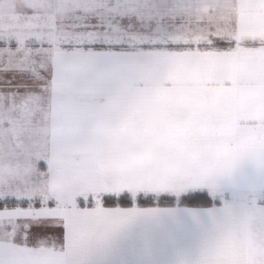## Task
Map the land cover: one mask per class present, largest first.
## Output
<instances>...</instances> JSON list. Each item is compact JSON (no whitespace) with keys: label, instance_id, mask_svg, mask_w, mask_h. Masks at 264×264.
<instances>
[{"label":"snow or ice","instance_id":"snow-or-ice-1","mask_svg":"<svg viewBox=\"0 0 264 264\" xmlns=\"http://www.w3.org/2000/svg\"><path fill=\"white\" fill-rule=\"evenodd\" d=\"M242 161L264 173V0H0V264H133L113 240L169 214L141 205Z\"/></svg>","mask_w":264,"mask_h":264},{"label":"crops","instance_id":"crops-1","mask_svg":"<svg viewBox=\"0 0 264 264\" xmlns=\"http://www.w3.org/2000/svg\"><path fill=\"white\" fill-rule=\"evenodd\" d=\"M247 162L242 161L232 177L222 179L218 189L205 190L198 201L209 204L140 206L169 214L158 222L137 221L113 240V246L134 249L133 264H248L247 208L240 200L218 201L220 193L237 188L241 164ZM239 209L237 217L224 222L227 212Z\"/></svg>","mask_w":264,"mask_h":264},{"label":"rangeland","instance_id":"rangeland-1","mask_svg":"<svg viewBox=\"0 0 264 264\" xmlns=\"http://www.w3.org/2000/svg\"><path fill=\"white\" fill-rule=\"evenodd\" d=\"M218 201H242L248 215V264H264V173L242 163L238 186L220 193ZM258 202V203H257Z\"/></svg>","mask_w":264,"mask_h":264},{"label":"trees","instance_id":"trees-1","mask_svg":"<svg viewBox=\"0 0 264 264\" xmlns=\"http://www.w3.org/2000/svg\"><path fill=\"white\" fill-rule=\"evenodd\" d=\"M217 201H215L214 203H216ZM176 203H184V204H198V205H203V204H209V203H203L202 201H198V200H191L188 198H184V197H180V198H170L155 204L149 203V204H143L141 206H154V205H168V204H176Z\"/></svg>","mask_w":264,"mask_h":264}]
</instances>
